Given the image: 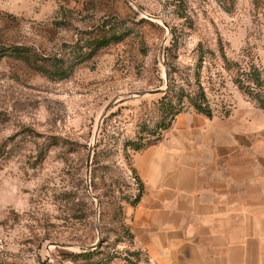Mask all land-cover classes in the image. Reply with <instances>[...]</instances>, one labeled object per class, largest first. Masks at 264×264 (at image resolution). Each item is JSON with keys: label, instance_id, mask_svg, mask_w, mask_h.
<instances>
[{"label": "rangeland", "instance_id": "1", "mask_svg": "<svg viewBox=\"0 0 264 264\" xmlns=\"http://www.w3.org/2000/svg\"><path fill=\"white\" fill-rule=\"evenodd\" d=\"M252 66L264 0H0V264H150L136 148L192 102L264 124Z\"/></svg>", "mask_w": 264, "mask_h": 264}, {"label": "crops", "instance_id": "2", "mask_svg": "<svg viewBox=\"0 0 264 264\" xmlns=\"http://www.w3.org/2000/svg\"><path fill=\"white\" fill-rule=\"evenodd\" d=\"M133 168L130 233L150 264H264V124L184 112Z\"/></svg>", "mask_w": 264, "mask_h": 264}, {"label": "trees", "instance_id": "3", "mask_svg": "<svg viewBox=\"0 0 264 264\" xmlns=\"http://www.w3.org/2000/svg\"><path fill=\"white\" fill-rule=\"evenodd\" d=\"M122 40L121 36L120 35H115V36H112L109 40H105V41H99L95 44L94 48H93V51H92V54L99 51L100 49H103L104 47H107L110 43H113V42H120ZM252 70H254V74L253 77H251V79L249 80L251 83H253L254 85H256L257 88H262L264 90V77L261 73V71L259 70V68L255 67V66H252ZM64 72L61 71H56V72H50V71H45V74L49 77V78H53V77H58V78H62L64 75L63 74ZM54 74V75H53ZM243 88V87H242ZM195 110L199 113V114H202L204 116H206L207 118H212L213 117V113H212V110L211 108L206 104V101H204L203 104L201 105H198L196 104L195 102H192ZM181 114L180 112L178 114L175 115V117L173 118V121L170 122L169 126L166 127V130H168L172 123L174 122L175 118ZM147 148V147H145ZM145 148L141 149V147H137L136 148V151L137 153L144 150ZM135 174H136V177L138 179V183H139V187H140V194L139 196L136 198L135 202H134V205H133V209H135L139 202H140V199H141V196H142V193L144 191V186H143V183L141 182V180L139 179V177L137 176V173L135 171ZM132 236V234H131Z\"/></svg>", "mask_w": 264, "mask_h": 264}, {"label": "water", "instance_id": "4", "mask_svg": "<svg viewBox=\"0 0 264 264\" xmlns=\"http://www.w3.org/2000/svg\"><path fill=\"white\" fill-rule=\"evenodd\" d=\"M155 93H157V92H155ZM92 153H93V150L90 149L89 156H88V160H87V167H88V169L90 168V165H91Z\"/></svg>", "mask_w": 264, "mask_h": 264}]
</instances>
